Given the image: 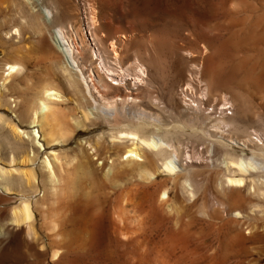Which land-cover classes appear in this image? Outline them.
<instances>
[{"label":"rangeland","instance_id":"obj_1","mask_svg":"<svg viewBox=\"0 0 264 264\" xmlns=\"http://www.w3.org/2000/svg\"><path fill=\"white\" fill-rule=\"evenodd\" d=\"M3 1L4 3H0V114L2 117L6 115L5 121L10 120V115L14 116L13 118L17 116L16 121H19L21 127L27 128L30 123L27 117H22L24 105L38 92L50 68V63L39 64L38 59L42 54L48 56L54 53L60 61L63 57L55 49L49 34L50 27L39 23L46 39L43 45L26 20L21 19L24 15L40 14L41 9L36 2L32 5L33 3L27 0H10L8 3L9 0ZM84 3H87V6L92 5V12L98 17L97 32L103 36V40L115 38L119 34L127 36L119 50V62L123 66L131 65L135 54L141 61L148 62L147 51H154L153 53L157 54L155 62L161 64L166 74L178 65V59L174 55L176 50L198 52L189 58L191 64L201 68L203 75L207 76L212 75L219 67V72L222 71L221 74L226 77L227 92L236 103L238 111L248 115L245 117V126L247 125L250 132L254 131L255 135L264 132L258 131L263 128L257 116H264V0L42 1L43 6L56 8V23H64L67 26L70 16L66 14L64 17V11L76 17L78 15L80 24L82 23L85 33L88 34ZM195 25L199 29L194 31L196 34L193 32ZM116 33L118 35H115ZM168 42L171 46L167 49ZM162 43L166 44V47ZM20 49L23 52L18 55L28 57V68H23L20 73L9 78L6 72L9 66L6 64L17 60V51ZM199 56H202L201 59ZM164 73L157 77L161 88L164 87L163 81L167 80ZM61 95L63 98L54 101L52 106L56 112L66 113L70 110L67 107V96L64 92ZM232 113V110L227 112L229 116H232ZM8 120H1L3 122L0 123V139H3L0 142V264H264V196L256 195L254 199L249 195L248 189L241 192L229 188L220 191L211 171L204 167L201 170L197 165H194L195 169L192 171L198 178L195 180L197 191L194 208L191 209H170L169 206H163L161 203L167 198L163 200L162 194L155 198L154 204L158 209H121L120 201L129 192V189L122 192L124 186L136 191L135 194L132 192L133 197L144 196L145 192L154 194L157 189L161 190L162 180L159 178L156 179L157 184L147 186L148 188L146 185L143 187L141 182L131 186L135 180L127 181L122 188L116 189L110 188V183H107V186L102 183L105 186H102V189L101 185L95 186L96 188L90 186L91 189L86 193L88 198L101 207L100 211L108 221L106 239L102 242L91 240L83 230L67 222H70L69 219L74 217L76 212L67 206L66 193L58 192L55 196L52 195L51 185L43 179L45 170L42 168V161L49 154L42 149L39 153L36 143H32L30 137L22 134L17 136L14 133L17 136L15 137L11 127L15 126L12 125L15 119L12 120L11 117L10 125ZM70 124L75 125V122L71 121ZM78 132L77 130L76 133ZM76 133L69 138V151H79L80 145L85 147L95 167L101 168L103 161L94 155L95 151ZM4 140L7 145L2 147ZM14 141L21 143L23 148L16 151L13 147L12 150V146L17 145ZM8 143L13 145L10 147ZM53 151L59 153L56 148ZM24 159L27 162L28 159H37L34 167L42 178L41 187L34 188L27 184L9 186L10 184L2 179L1 174L4 172L14 170L15 174L16 170L21 169L27 163ZM62 161L65 170H70L66 160ZM62 164L60 161L57 167L63 174ZM29 168H33L31 163ZM108 169L109 167L105 171ZM65 175L64 173L63 176ZM168 186L172 199V182L168 183ZM42 189V195L39 194V199L32 203V218L27 222L16 220L13 211L18 203L12 201L17 200L21 194H31ZM6 190H12L13 195L4 192ZM155 213L156 215H153ZM53 221H56L55 224ZM28 231L31 234H28Z\"/></svg>","mask_w":264,"mask_h":264},{"label":"bare ground","instance_id":"obj_2","mask_svg":"<svg viewBox=\"0 0 264 264\" xmlns=\"http://www.w3.org/2000/svg\"><path fill=\"white\" fill-rule=\"evenodd\" d=\"M27 1L32 2V5L36 2L41 12L39 15H24L21 19L26 20L29 28L40 37L39 40L43 45L46 39L39 27L40 25L50 27L52 42L63 58L61 61L56 59L53 51L54 55L42 54L38 59L39 64L50 63V68L48 66L47 78L42 82L38 92L24 105L22 117H27L30 123L28 127H21L19 121H16L17 116L13 118L14 116L8 115L10 120H7L10 125V121L15 119L14 123H11L15 125L11 126L13 134L30 137L32 143H36L39 153L42 149L49 154L42 161V168L45 170L43 179L51 185L52 195L55 196L58 192L66 193L67 206L69 205L76 212V215L69 219L70 222L67 221L68 223L79 227L93 241L102 242L106 239L107 218L100 211L101 207L95 205L86 194L92 186L96 188L95 186L101 185L102 189V183L105 186L110 183L108 186L116 189L122 188L127 181L135 180L131 186L134 187L141 182L144 184L143 187L145 185L147 187L157 184L156 179L159 178L162 180L161 190L157 189L154 194L145 192L144 196L133 197L136 191L124 186L122 192H126L127 189L129 192L120 201L121 209H158L154 202L161 194L163 200L167 198L161 203L163 206H169L170 209H191L195 203L197 191L195 180L198 178L192 173L195 169L194 165L199 166L201 170L203 167L209 169L220 191L227 188L238 192L248 189L249 195L253 197L264 196V132L255 135L254 131L255 134L252 131L251 133L247 125L245 126V117L248 115L238 111L236 103L227 92L226 77L221 74L222 71L219 72V67L212 72V75H203L201 68L194 67L189 60L192 54H198V52L193 53L192 50H189L192 53L188 50H176L174 55L178 59V65L166 74L161 64L155 62L157 54H154V51H147L148 62L141 61L135 54L134 62L125 67L119 62V50L127 36L124 34L119 36L116 33L115 35L118 36L115 38L103 40V36L101 37L97 32L98 17L96 18L95 12H92V5L87 6V3H84L87 34L78 20V15L76 17L64 11V17L66 14L70 16L65 26L64 23H56V8L43 6V0ZM2 2L4 3L0 0V3ZM196 26L193 32L197 29ZM183 41L184 39L181 42ZM169 45L171 46V43L167 44V49ZM164 46L166 47V44ZM204 47L205 45L202 46ZM21 52L22 49L17 51V60L12 64H6L9 66L6 71L7 77H13L28 66H26L28 57L18 55ZM170 54L172 55L171 52ZM199 57L201 59L202 56ZM210 66L213 69V66ZM163 73L167 76V80L163 81L164 87L161 88L157 77ZM26 78L29 79L28 76ZM62 91L67 96V107L70 108L66 113L56 112L52 106L54 101L63 98ZM229 110L233 111L232 116L227 114ZM257 116L263 128L258 131H264V116L259 114ZM4 117L0 114V123L7 118ZM71 121H74L75 125H71ZM75 133L95 151L94 155L103 161L101 168L95 167L85 147L80 145L79 151H69L67 147L69 138ZM15 134L14 136L17 137ZM2 140L0 139V142ZM4 142L2 147L7 145L5 140ZM15 143L16 146H12V150L13 147L16 151L23 148L21 143ZM8 144L10 147L13 145V143ZM55 148L59 153L53 151ZM29 159L28 162L24 159L28 165L22 163L24 166L21 169L17 168L15 174H13L14 170L12 172L6 170L7 172L1 174L2 179L6 180L9 186L27 184L34 188L41 187L42 178L34 167L37 159L35 161ZM62 159L66 160V165L71 167L70 170H65ZM60 161L63 165L61 171L66 177L58 170L57 164ZM29 163L33 168H29ZM107 167L109 169L105 171ZM170 182H172V199L168 186ZM56 184L60 185L59 188ZM7 190L4 192L12 196L13 191ZM36 191L31 194H21L17 200L12 201L18 203L13 211L16 220L27 222L32 218L34 215L32 203L39 199L43 189ZM53 222L55 224L56 221ZM28 234L31 232L28 231ZM122 235L126 237L123 232Z\"/></svg>","mask_w":264,"mask_h":264},{"label":"snow or ice","instance_id":"obj_3","mask_svg":"<svg viewBox=\"0 0 264 264\" xmlns=\"http://www.w3.org/2000/svg\"><path fill=\"white\" fill-rule=\"evenodd\" d=\"M15 71V69H13Z\"/></svg>","mask_w":264,"mask_h":264}]
</instances>
